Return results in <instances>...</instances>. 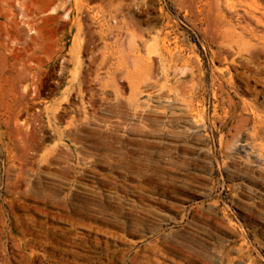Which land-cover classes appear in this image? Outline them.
Listing matches in <instances>:
<instances>
[{"label": "rangeland", "instance_id": "rangeland-1", "mask_svg": "<svg viewBox=\"0 0 264 264\" xmlns=\"http://www.w3.org/2000/svg\"><path fill=\"white\" fill-rule=\"evenodd\" d=\"M0 264H264V0H0Z\"/></svg>", "mask_w": 264, "mask_h": 264}, {"label": "bare ground", "instance_id": "bare-ground-1", "mask_svg": "<svg viewBox=\"0 0 264 264\" xmlns=\"http://www.w3.org/2000/svg\"><path fill=\"white\" fill-rule=\"evenodd\" d=\"M68 95H69V91L66 90V94H65V96L62 99V101H63L62 103L65 104V103L68 102ZM128 101L129 102H128L126 108L129 111L136 112L137 111V107L140 106V104L138 103V99L137 98H134V99L128 100ZM117 106L119 108L122 107L120 104H118ZM59 107H60V104L53 111V118L54 119H59V118H61L63 116H65V117H68V116L72 117L70 114H72L75 111V105L74 104H73V108H70V109H62V110H64V111H62V113H59V111H60V108ZM83 107L84 106H82V108ZM89 107L92 108V112L95 111V107H97V104L95 103L94 100L90 102V106ZM101 107H102L103 110H107V111H108V109L111 110V108H112V106H109L108 107V105L105 106V104H102ZM85 108H86V106H85ZM46 110H47V108H46ZM195 126L200 127V126H202V124L195 122ZM66 128H68V127H66ZM240 147L241 148H238V145L237 144H234L232 146V148H230V151H232L233 153H236L237 151H242L243 153L252 156L250 154V152H251L250 151V148H246L247 147L246 145H241ZM252 157H253L254 162L261 163L263 161L262 158L259 155H255V156H252Z\"/></svg>", "mask_w": 264, "mask_h": 264}]
</instances>
